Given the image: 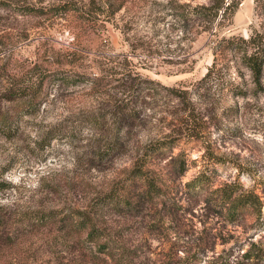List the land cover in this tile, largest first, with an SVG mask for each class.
I'll return each mask as SVG.
<instances>
[{
  "label": "rangeland",
  "instance_id": "1",
  "mask_svg": "<svg viewBox=\"0 0 264 264\" xmlns=\"http://www.w3.org/2000/svg\"><path fill=\"white\" fill-rule=\"evenodd\" d=\"M255 35L264 0H0V264H264V54L224 46Z\"/></svg>",
  "mask_w": 264,
  "mask_h": 264
},
{
  "label": "trees",
  "instance_id": "2",
  "mask_svg": "<svg viewBox=\"0 0 264 264\" xmlns=\"http://www.w3.org/2000/svg\"><path fill=\"white\" fill-rule=\"evenodd\" d=\"M225 11L226 8H223ZM216 14H214V18L216 17ZM224 46L229 49L239 50V51H245L246 49L255 48L256 52H261L264 54V39L261 38L259 35H255L250 37L247 40L243 39H229L227 40L226 44L224 43ZM255 52V53H256ZM261 59L257 54H250V56L245 57V64L249 68V70L252 72L254 77L256 78V81L259 79L260 74V67H261ZM59 78L57 81H66V78L63 76H58ZM36 94H30L26 95L24 93H16L12 92L10 96V101H17L16 102V112L18 113H24L27 111H30L34 109L35 107V99ZM123 110L120 109V112ZM9 123L10 120L2 115L0 113V133L6 134L5 131L9 130ZM168 142H156L150 145L148 148V153L152 155H158L160 157L164 156V150L167 149ZM113 149V148H112ZM111 149V150H112ZM208 182V178L204 177L203 175H200L190 182L186 184L188 191H198L202 189L204 185H206ZM157 190L153 185L148 184V193H152V191ZM218 194V198L220 200L221 205H227L226 208V215L228 218L235 219L243 210L245 209H251L252 211L259 212L261 205L259 198L249 192V191H241L238 188H235L234 185H226L224 187L218 188L216 190ZM37 221L41 224H45L49 221V216H41L36 218ZM72 225L74 222H71ZM3 224V218L0 217V227ZM77 230H83L86 229V225H77ZM104 264H120L119 262H112L109 263L108 261H105Z\"/></svg>",
  "mask_w": 264,
  "mask_h": 264
}]
</instances>
